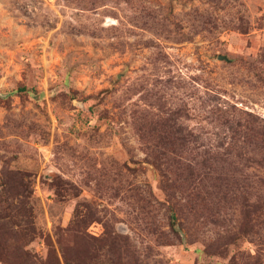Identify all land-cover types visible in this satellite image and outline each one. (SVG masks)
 <instances>
[{
	"label": "rangeland",
	"instance_id": "rangeland-1",
	"mask_svg": "<svg viewBox=\"0 0 264 264\" xmlns=\"http://www.w3.org/2000/svg\"><path fill=\"white\" fill-rule=\"evenodd\" d=\"M0 264H264V0H0Z\"/></svg>",
	"mask_w": 264,
	"mask_h": 264
}]
</instances>
